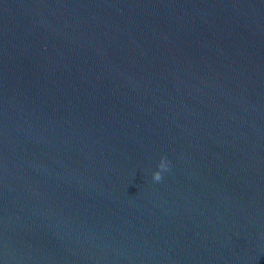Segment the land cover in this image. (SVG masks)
I'll list each match as a JSON object with an SVG mask.
<instances>
[{
	"label": "water",
	"instance_id": "95a60500",
	"mask_svg": "<svg viewBox=\"0 0 264 264\" xmlns=\"http://www.w3.org/2000/svg\"><path fill=\"white\" fill-rule=\"evenodd\" d=\"M0 264H264V0H0Z\"/></svg>",
	"mask_w": 264,
	"mask_h": 264
},
{
	"label": "clouds",
	"instance_id": "9594fccd",
	"mask_svg": "<svg viewBox=\"0 0 264 264\" xmlns=\"http://www.w3.org/2000/svg\"><path fill=\"white\" fill-rule=\"evenodd\" d=\"M168 169V162L165 157L161 158L160 163L158 164V170L153 172V180L160 181L162 179V172Z\"/></svg>",
	"mask_w": 264,
	"mask_h": 264
}]
</instances>
